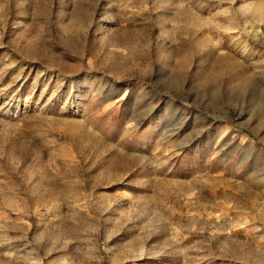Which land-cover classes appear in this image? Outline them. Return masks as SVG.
Returning <instances> with one entry per match:
<instances>
[{
	"label": "rangeland",
	"instance_id": "374dc122",
	"mask_svg": "<svg viewBox=\"0 0 264 264\" xmlns=\"http://www.w3.org/2000/svg\"><path fill=\"white\" fill-rule=\"evenodd\" d=\"M0 264H264V0H0Z\"/></svg>",
	"mask_w": 264,
	"mask_h": 264
}]
</instances>
